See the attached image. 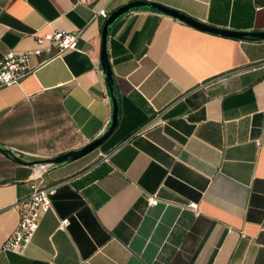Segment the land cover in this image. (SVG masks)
Returning a JSON list of instances; mask_svg holds the SVG:
<instances>
[{"label": "crops", "instance_id": "obj_1", "mask_svg": "<svg viewBox=\"0 0 264 264\" xmlns=\"http://www.w3.org/2000/svg\"><path fill=\"white\" fill-rule=\"evenodd\" d=\"M132 1L0 0V59L36 48L37 31L79 35L77 50L32 55L31 71L0 88V145L49 158L108 128L96 10ZM142 1L264 31V0ZM106 48L118 100L108 137L44 170L0 154V264H264V39L136 8L109 26ZM38 173L56 186L52 208L22 252L5 250Z\"/></svg>", "mask_w": 264, "mask_h": 264}, {"label": "built area", "instance_id": "obj_2", "mask_svg": "<svg viewBox=\"0 0 264 264\" xmlns=\"http://www.w3.org/2000/svg\"><path fill=\"white\" fill-rule=\"evenodd\" d=\"M84 0H78L83 2ZM96 14L106 19L108 12L101 7ZM37 47L23 52H9L0 59V88L19 82L31 71L29 59L42 51L59 55L67 50L78 49V33L64 30H50L34 33ZM44 170V166H39ZM38 173L29 183L30 193L18 202L19 219L16 228L5 240L2 248L5 250L22 252L34 236L42 216L52 208L51 196L55 193V185H45ZM156 197L148 198L149 204H155ZM189 207L195 208L194 203ZM69 224L67 218L60 220L59 228L64 229Z\"/></svg>", "mask_w": 264, "mask_h": 264}, {"label": "water", "instance_id": "obj_3", "mask_svg": "<svg viewBox=\"0 0 264 264\" xmlns=\"http://www.w3.org/2000/svg\"><path fill=\"white\" fill-rule=\"evenodd\" d=\"M136 8L155 9L159 12L168 14L178 20H181L196 29L209 32L212 34H216V35H221V36L231 37V38H236V39H252V38L253 39H264V31H240V30H230L226 28H219V27L211 26L209 24H206L204 22L191 18L174 9L167 8V7H164L162 5H159L153 2L138 0V1H132L122 6H119L106 17L102 30H101L100 59H101V65L103 68L104 75L106 77V82L110 89V94H111V98L113 102V113H112L111 122L108 128L100 136L96 137L89 143L83 145L81 148L77 150H70L62 154L53 156V157H49V158L25 159L20 154L2 145H0V154H2L3 156L17 163H22V164L29 165V166H36L38 168L39 166H44V168L46 169L52 164H59V163L65 162L73 157L83 155L95 149L106 139V137H108V135L113 131V129L116 126L117 116H118V100H117L116 92L113 88L111 67H110V62H109L107 48H106L108 28L117 18H119L126 12L132 9H136Z\"/></svg>", "mask_w": 264, "mask_h": 264}, {"label": "rangeland", "instance_id": "obj_4", "mask_svg": "<svg viewBox=\"0 0 264 264\" xmlns=\"http://www.w3.org/2000/svg\"><path fill=\"white\" fill-rule=\"evenodd\" d=\"M16 153L20 154L19 152H16ZM20 155H22V154H20ZM45 157L46 156H44V155H31L30 157H28V159H30V158L44 159Z\"/></svg>", "mask_w": 264, "mask_h": 264}, {"label": "trees", "instance_id": "obj_5", "mask_svg": "<svg viewBox=\"0 0 264 264\" xmlns=\"http://www.w3.org/2000/svg\"><path fill=\"white\" fill-rule=\"evenodd\" d=\"M253 39V38H252Z\"/></svg>", "mask_w": 264, "mask_h": 264}]
</instances>
